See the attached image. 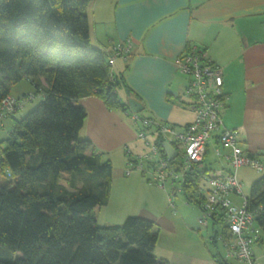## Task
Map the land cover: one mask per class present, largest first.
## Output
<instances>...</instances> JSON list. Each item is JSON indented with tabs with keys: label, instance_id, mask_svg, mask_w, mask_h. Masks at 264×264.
Wrapping results in <instances>:
<instances>
[{
	"label": "trees",
	"instance_id": "obj_1",
	"mask_svg": "<svg viewBox=\"0 0 264 264\" xmlns=\"http://www.w3.org/2000/svg\"><path fill=\"white\" fill-rule=\"evenodd\" d=\"M90 1L0 0V101L23 79L34 93L12 97L40 96L21 117L9 115L0 139V264H167L153 254L152 219L95 221L94 209L109 199L112 164L78 136L86 113L77 100L94 95L127 111L135 94L122 73L109 80L106 52L90 43ZM163 141L154 138L162 153ZM261 173L246 198L264 235Z\"/></svg>",
	"mask_w": 264,
	"mask_h": 264
},
{
	"label": "crops",
	"instance_id": "obj_2",
	"mask_svg": "<svg viewBox=\"0 0 264 264\" xmlns=\"http://www.w3.org/2000/svg\"><path fill=\"white\" fill-rule=\"evenodd\" d=\"M97 1L85 8L90 43L107 56L115 42L131 40L129 54L116 59L111 72L122 73L142 105L139 115L176 127L192 120V112L180 104L186 77L174 60L188 46L205 48L222 72L227 96L223 125L236 131L244 152L264 161V0H106L100 5ZM77 104L86 113L78 136L89 139L93 150L111 164L112 158L124 163V145L135 149L140 142L128 110L107 108L94 95L78 99ZM181 110L191 117L182 120ZM137 215L144 216L141 211ZM204 246L205 252L165 261L214 264L213 250ZM253 251L255 264H264L262 236ZM228 263L242 264L233 259Z\"/></svg>",
	"mask_w": 264,
	"mask_h": 264
},
{
	"label": "built area",
	"instance_id": "obj_3",
	"mask_svg": "<svg viewBox=\"0 0 264 264\" xmlns=\"http://www.w3.org/2000/svg\"><path fill=\"white\" fill-rule=\"evenodd\" d=\"M130 49L129 38L112 45L106 56L109 80L113 78L114 61L125 59ZM174 63L177 71L186 77L180 104L192 112V120L176 127L128 110L136 125V139L143 146L133 151L124 145L127 156L124 173L129 175L137 170L162 189L168 184L173 192H181L187 203L198 208V224L209 231L208 243H216L221 248V256L213 257L214 264H229L228 259L255 264L253 244L260 239L261 230L256 224V210L248 207L237 172L246 165L264 172V161L244 152L236 131L223 125L222 111L227 96L221 69L211 60L208 51L188 46ZM32 98V94L24 99L3 98L0 120ZM156 136L175 149L173 158L158 149L154 143ZM210 148L212 158L206 159ZM234 198L241 201L239 205Z\"/></svg>",
	"mask_w": 264,
	"mask_h": 264
},
{
	"label": "rangeland",
	"instance_id": "obj_4",
	"mask_svg": "<svg viewBox=\"0 0 264 264\" xmlns=\"http://www.w3.org/2000/svg\"><path fill=\"white\" fill-rule=\"evenodd\" d=\"M102 1L106 0H98L96 4ZM94 2L92 1L89 4ZM105 8L107 9V6ZM89 11L90 9H88ZM89 16L91 18L90 12ZM25 91L34 93L31 85L27 81L21 80L11 86L10 94L12 96H20ZM119 97L124 100L120 92ZM39 102L40 96L34 95L30 101L25 103L21 110H15L9 115H15L14 117L19 118ZM224 114L222 111V116ZM9 115L0 120V139L7 136L10 130L11 118ZM181 117H183L182 120H187L191 115L187 111L181 110ZM149 139H152V137ZM139 141L138 146H136L138 150L140 146H143L142 141ZM136 148L130 149L137 151ZM211 158L212 148L209 149L206 159ZM112 159L111 194H109L106 205L94 209V217L98 226L121 224L127 215H137L141 211V215L150 217L154 221L152 230L157 233V240L153 254L156 257L165 260L197 250L205 252L206 247L204 245L210 247L211 250L213 249L208 243L209 231L202 229L197 222L199 216L198 208L191 202L187 203L181 192H173L168 184L162 189L149 182L137 170L125 175L126 160L123 163V160ZM261 175L260 171H256L248 165L238 169L237 176L242 184V192L246 197L249 195L251 183ZM0 179H4L2 174H0ZM233 201L238 205L241 202L237 198H234ZM261 236L264 239L262 233ZM218 249L220 250L219 245Z\"/></svg>",
	"mask_w": 264,
	"mask_h": 264
},
{
	"label": "water",
	"instance_id": "obj_5",
	"mask_svg": "<svg viewBox=\"0 0 264 264\" xmlns=\"http://www.w3.org/2000/svg\"><path fill=\"white\" fill-rule=\"evenodd\" d=\"M126 103L132 112H139L142 109L141 103L133 97H127ZM162 148L167 157L173 158L175 156V149L167 141H163Z\"/></svg>",
	"mask_w": 264,
	"mask_h": 264
}]
</instances>
